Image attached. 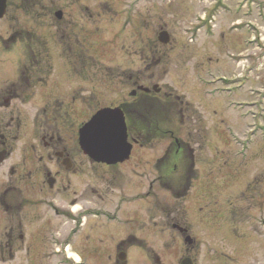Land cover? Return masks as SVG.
<instances>
[{
	"label": "flooded vegetation",
	"instance_id": "af4514ba",
	"mask_svg": "<svg viewBox=\"0 0 264 264\" xmlns=\"http://www.w3.org/2000/svg\"><path fill=\"white\" fill-rule=\"evenodd\" d=\"M5 6L0 19L5 23L1 29L5 35H0V47L19 51L24 70L19 72L18 82L6 81L0 91L5 92L0 110H11L8 122L0 117V171L5 169L7 175L0 183V264H115L116 252L117 264H127L124 245L133 236L125 228L137 224L139 215L129 207L144 200L150 206L141 210V217L148 219L146 224L159 227L164 235L172 231L169 237L190 247L179 264L185 260H189L186 264H198L195 257L202 233L205 236L211 226L218 227L220 245L217 248L214 239L203 245L209 251L202 253L218 264H243L239 230L229 231L223 217L214 221L204 211L212 198L206 173L199 171L197 163L204 167L210 161L206 152L196 155V147L205 151V142L182 141L162 128L170 95L157 85L144 86L152 78L145 76L146 67H157L163 60L158 37L168 32L160 15L162 0H107L106 10H99L98 0H6ZM149 32L158 35V42L148 38ZM100 44L110 55L108 62L99 58ZM98 65L106 66L102 72L133 90L76 125V118L92 108L88 100L94 98L93 92H85L83 73ZM136 66L139 78L131 69ZM91 84L96 85H91L94 90L99 85L98 81ZM14 85L20 90H8ZM39 87L41 93L36 90ZM176 100L180 101L178 96ZM34 101L40 102L33 121L36 136L19 139L14 131L23 122L16 113ZM103 108H118L125 115L128 141L133 146L127 161L100 163L85 155L80 146L79 130ZM165 136L172 142L160 146L158 141ZM20 141L22 148L16 154ZM147 147L161 153L152 157L134 154ZM88 174L92 185L82 188L81 179ZM131 174L144 180L141 192L115 196L114 189L124 188ZM120 179L124 181L119 183ZM74 182L77 184L72 187ZM159 190L171 203L159 197ZM67 196L71 198L68 203ZM248 196L246 193L243 198ZM251 218L255 222L251 229L260 236L256 243L262 241L258 257L244 264H264V213ZM192 224L197 230L192 231ZM258 225L263 230L259 231ZM120 226L124 235L115 246Z\"/></svg>",
	"mask_w": 264,
	"mask_h": 264
},
{
	"label": "rangeland",
	"instance_id": "374dc122",
	"mask_svg": "<svg viewBox=\"0 0 264 264\" xmlns=\"http://www.w3.org/2000/svg\"><path fill=\"white\" fill-rule=\"evenodd\" d=\"M98 1L99 10H106L107 0ZM171 2L174 9L168 5L160 10L162 25L167 23L166 31L169 32L171 43L169 46L162 45L163 60L159 66L146 67L145 76L152 78L144 86L151 88L157 85L162 88L163 93L167 92L170 95L162 128L173 131L175 137L182 141L191 138L205 142V151L196 147V155L206 152L210 161L209 166L204 167L197 163L199 171L204 170L206 173L207 188L212 198L204 211L214 221L215 219L222 221L223 217L225 224L230 227L229 231L233 228L239 230L237 233L242 237L244 264L252 257H258L255 255L259 252L262 241L258 240L256 243L260 236L259 233L252 231L251 225L253 226L255 222L249 219L264 213V0H171ZM239 2H242V5ZM208 10H211V13ZM130 11H133V8ZM208 15L214 16V23L210 24L212 18L207 21ZM236 20L241 21L242 27L233 25ZM13 25L16 26L15 23ZM101 26L103 32H106L104 29L106 23ZM4 27V21L0 22V35H5L1 30ZM147 36L157 41L158 35L149 32ZM22 58L24 57L19 51L0 50V91L3 90V83L6 81L10 84L20 80L19 72L23 73L24 70L19 63ZM99 58L104 63L110 59L103 44L99 47ZM106 68L104 65H98L87 68L89 73H83L85 92L88 94L93 92L94 98L92 102L91 99L88 100L92 108L84 110L82 116L76 118V125L89 119L90 113H95L103 105L118 103L125 95L128 97V92L133 90L128 86L123 87L122 80L114 79L101 71ZM131 69L133 75L139 78L138 67ZM103 74L104 77L101 76ZM97 81L99 85L94 90L92 89L94 84L91 83ZM14 87L20 90V86L15 85L8 90ZM36 90L41 93L42 88ZM4 94V91L0 92V101L3 100ZM177 96L180 101L176 100ZM39 103L34 101V104H27L21 108L19 115L16 113L23 122L21 128L14 131L19 139L36 136L33 121L37 116ZM10 112L11 110H0V117L8 122ZM16 115L14 116L17 117ZM158 142L160 146H164L172 141L171 137L165 136ZM22 144L23 141L16 144V154L20 153ZM158 149L157 147L156 150ZM160 151L154 152L147 147L134 154L152 157L159 155ZM150 169L148 168L149 171ZM6 178V170L3 169L0 171V183ZM74 178L72 179L76 181ZM128 180L124 188L114 189L115 196L123 192L130 195L141 192L144 180L139 174H131ZM121 181L124 180L120 179L119 183ZM92 182L93 179L88 174V178L86 175L83 176L79 185L82 188L90 187ZM76 184L74 182L72 187ZM117 186L115 184L114 188ZM157 192L166 203H171L170 197H166L164 191ZM246 193L249 196L243 198ZM70 199L67 196L65 202L68 203ZM129 208L139 211V215L137 224L125 228L133 236L124 245L127 264H179L185 251L190 247H187L184 241L169 237L172 231L164 235L159 227L146 224L148 219L141 217V210L146 211L150 208L147 201H138ZM218 224L219 222L216 223ZM193 225L192 231L197 230L198 226ZM258 227L259 231L263 230L261 225ZM194 234L198 235V232L194 231ZM217 234L218 227L212 226L205 236L200 234L199 252L195 257L198 264H218L216 259L210 260L202 253L203 250L209 251V247L203 248L214 239L217 241L215 243L217 248L219 247L220 237ZM115 235L117 246L124 235L123 226L116 229ZM229 236L232 239L231 234ZM228 245L232 246V243ZM114 260L117 264V252Z\"/></svg>",
	"mask_w": 264,
	"mask_h": 264
},
{
	"label": "water",
	"instance_id": "95a60500",
	"mask_svg": "<svg viewBox=\"0 0 264 264\" xmlns=\"http://www.w3.org/2000/svg\"><path fill=\"white\" fill-rule=\"evenodd\" d=\"M5 0L0 3V19L5 13ZM163 44L169 43L168 35H161ZM80 146L91 159L107 164L127 161L133 146L128 141L125 116L121 109H102L79 131ZM121 257V261H125ZM189 260L183 261L186 264Z\"/></svg>",
	"mask_w": 264,
	"mask_h": 264
}]
</instances>
